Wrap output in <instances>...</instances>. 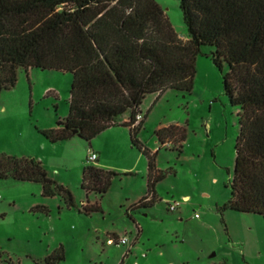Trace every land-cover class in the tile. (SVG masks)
<instances>
[{
    "label": "rangeland",
    "instance_id": "374dc122",
    "mask_svg": "<svg viewBox=\"0 0 264 264\" xmlns=\"http://www.w3.org/2000/svg\"><path fill=\"white\" fill-rule=\"evenodd\" d=\"M156 1L179 37L189 38L179 0ZM215 50L202 47L191 92L167 89L144 99V108L152 109L138 138L158 151L156 164L165 178L156 185L159 200L134 211L131 205L148 189L141 173L124 171L135 162L131 151L140 152L129 128L113 126L91 142L77 135L48 140L41 131L68 116L74 76L55 69L19 68L16 85L0 94V153L41 161L53 180L70 189L76 206L68 207L61 196H44L39 182L0 178L4 264H46L59 247L66 258L58 264H264V216L219 211L231 196L240 109L226 93L228 64L220 70L211 56ZM172 126L185 131L182 147L159 139L157 131ZM121 131L129 134L127 145ZM99 147L104 148L106 165L88 162L89 150ZM143 158L139 167L148 164ZM88 164L117 174L104 195L83 188ZM186 194L190 199H183ZM175 201L180 205L170 211ZM85 203L100 209L87 213ZM38 205L50 211H40ZM112 236H127L128 242L110 245Z\"/></svg>",
    "mask_w": 264,
    "mask_h": 264
},
{
    "label": "trees",
    "instance_id": "16d2710c",
    "mask_svg": "<svg viewBox=\"0 0 264 264\" xmlns=\"http://www.w3.org/2000/svg\"><path fill=\"white\" fill-rule=\"evenodd\" d=\"M179 2L186 40L156 0H0V94L16 85L21 67L71 72L68 116L41 133L54 143L76 135L91 142L110 127H128L133 146L148 161V192L131 205L134 211L159 200L156 185L165 178L157 152L138 138L141 124L133 126L135 116L149 94L191 92L202 47L213 46L220 70L228 64L225 90L240 109L231 196L219 211L264 216V0ZM126 115L130 122L122 121ZM157 133L162 143L169 139L180 147L186 136L178 126ZM115 175L88 164L82 186L104 195ZM0 178L39 182L44 196H61L68 207L76 206L70 189L53 180L39 160L0 153ZM35 208L50 211L45 205ZM99 209L83 205L87 213ZM65 258L59 247L45 262Z\"/></svg>",
    "mask_w": 264,
    "mask_h": 264
},
{
    "label": "crops",
    "instance_id": "0c3cea01",
    "mask_svg": "<svg viewBox=\"0 0 264 264\" xmlns=\"http://www.w3.org/2000/svg\"><path fill=\"white\" fill-rule=\"evenodd\" d=\"M188 39V38H187ZM186 40V39H185ZM141 109L146 113L145 114V119L143 120V122H142V124H141V129L142 128H144L145 127V125L148 123V113L151 111V109H152V107H146V108H144V106H143V104H142V106H141ZM129 120V116L128 115H126V116H124L123 117V119H122V121L123 122H126V121H128ZM55 127V126H54ZM54 127H52V128H54ZM110 129H112V127H110V128H108V129H106V130H110ZM105 130V131H106ZM104 132V131H103ZM102 132V133H103ZM120 138H121V140H122V142L123 143H125L126 145L130 142L129 140H130V138H129V134L128 133H124V132H120ZM172 140H169V139H167V140H165V143H163V144H167V143H170ZM98 150H94V149H90L89 150V153H88V155H90V152H95V153H97V155H98V159L95 161L96 163H99V165H106V161H105V158H104V155H105V152H104V148H101V147H99V148H97ZM156 149V148H155ZM132 150H135V149H132ZM152 151V150H151ZM134 152H137V151H131V154L134 156V158H135V162L131 165V166H127V167H124V171H127V173H129V174H134V173H141L143 176H144V178L146 177V180H147V178H148V164H147V166H146V164H144L142 167H139V165H140V162L144 159L143 158V154L141 153V152H137V153H134ZM152 152H158V151H152ZM89 162V161H88ZM100 167V166H99ZM160 170V169H159ZM147 182V181H146ZM157 193V192H156ZM204 195H207V194H204ZM145 195H142L141 194V196H139L136 200H135V202H137V201H139L141 198H143ZM183 199L184 200H187V199H190V195H184L183 196ZM134 204V203H133ZM132 204V205H133ZM196 217V216H195ZM114 237H116V236H114Z\"/></svg>",
    "mask_w": 264,
    "mask_h": 264
},
{
    "label": "built area",
    "instance_id": "2783aa9c",
    "mask_svg": "<svg viewBox=\"0 0 264 264\" xmlns=\"http://www.w3.org/2000/svg\"><path fill=\"white\" fill-rule=\"evenodd\" d=\"M145 112L142 110V109H140L138 112H137V114H136V116H135V120H134V123H133V126L134 127H136V126H138V125H140V124H142V122H143V120L145 119ZM126 122H130L129 120L128 121H126ZM98 159V155H97V153H95V152H90V155H89V157H88V161L89 162H92V161H96ZM179 202H174V203H171V204H169V210L170 211H175L178 207H179ZM196 217H199V215L198 214H196L195 215ZM108 244H110V245H113V244H116V245H124V244H126L127 242H128V237L127 236H122V237H114V236H112V237H110L109 239H108ZM134 264H137V262H135Z\"/></svg>",
    "mask_w": 264,
    "mask_h": 264
}]
</instances>
